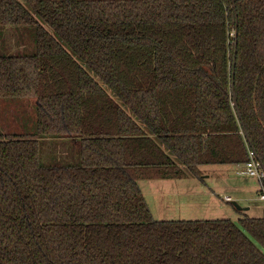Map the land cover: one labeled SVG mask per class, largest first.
Masks as SVG:
<instances>
[{
    "label": "trees",
    "instance_id": "1",
    "mask_svg": "<svg viewBox=\"0 0 264 264\" xmlns=\"http://www.w3.org/2000/svg\"><path fill=\"white\" fill-rule=\"evenodd\" d=\"M8 26L35 53L0 56V100L35 132L0 130V264H264V213L157 221L138 186L264 168V0H0ZM44 137L79 163L42 165Z\"/></svg>",
    "mask_w": 264,
    "mask_h": 264
},
{
    "label": "rangeland",
    "instance_id": "2",
    "mask_svg": "<svg viewBox=\"0 0 264 264\" xmlns=\"http://www.w3.org/2000/svg\"><path fill=\"white\" fill-rule=\"evenodd\" d=\"M34 53L35 33L32 26L0 27V56H27ZM0 130L7 134H33L35 101L0 100ZM39 142V160L42 165L79 163L76 140L44 137ZM238 171V166L234 165L203 166L200 167L201 178L188 174L183 179L141 180L138 186L157 221L228 219L239 226L243 216L262 217L264 203L258 199L257 181L239 176ZM226 197L230 200L226 201ZM232 202L242 209H248L237 210Z\"/></svg>",
    "mask_w": 264,
    "mask_h": 264
},
{
    "label": "built area",
    "instance_id": "3",
    "mask_svg": "<svg viewBox=\"0 0 264 264\" xmlns=\"http://www.w3.org/2000/svg\"><path fill=\"white\" fill-rule=\"evenodd\" d=\"M238 168L239 176L254 178L257 181L258 199L264 203V169L252 150H248V160ZM225 200L229 201L230 199L226 197Z\"/></svg>",
    "mask_w": 264,
    "mask_h": 264
},
{
    "label": "water",
    "instance_id": "4",
    "mask_svg": "<svg viewBox=\"0 0 264 264\" xmlns=\"http://www.w3.org/2000/svg\"><path fill=\"white\" fill-rule=\"evenodd\" d=\"M232 2L234 1V0H231ZM234 103H235V100H234ZM264 169V168H263ZM232 205L237 209V210H247L248 208H241V207H239L235 202H232Z\"/></svg>",
    "mask_w": 264,
    "mask_h": 264
},
{
    "label": "crops",
    "instance_id": "5",
    "mask_svg": "<svg viewBox=\"0 0 264 264\" xmlns=\"http://www.w3.org/2000/svg\"><path fill=\"white\" fill-rule=\"evenodd\" d=\"M227 198H229V197H227ZM263 213H264V210H263Z\"/></svg>",
    "mask_w": 264,
    "mask_h": 264
}]
</instances>
